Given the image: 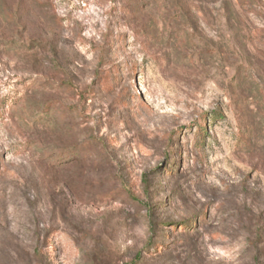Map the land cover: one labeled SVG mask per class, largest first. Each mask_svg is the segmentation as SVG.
<instances>
[{"label":"rangeland","instance_id":"rangeland-1","mask_svg":"<svg viewBox=\"0 0 264 264\" xmlns=\"http://www.w3.org/2000/svg\"><path fill=\"white\" fill-rule=\"evenodd\" d=\"M0 264H264V0H0Z\"/></svg>","mask_w":264,"mask_h":264},{"label":"trees","instance_id":"trees-1","mask_svg":"<svg viewBox=\"0 0 264 264\" xmlns=\"http://www.w3.org/2000/svg\"><path fill=\"white\" fill-rule=\"evenodd\" d=\"M197 127H198V129H199V131H203L204 130V126H202V124H199V125H197Z\"/></svg>","mask_w":264,"mask_h":264}]
</instances>
